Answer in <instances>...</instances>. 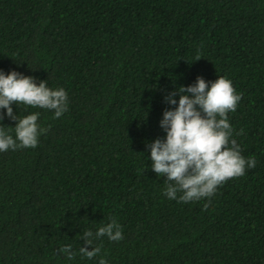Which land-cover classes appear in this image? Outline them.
Returning <instances> with one entry per match:
<instances>
[{"label":"trees","instance_id":"obj_1","mask_svg":"<svg viewBox=\"0 0 264 264\" xmlns=\"http://www.w3.org/2000/svg\"><path fill=\"white\" fill-rule=\"evenodd\" d=\"M0 70L69 101L59 118L11 105L47 131L0 153V264H264V0H0ZM197 76L232 81V138L256 166L183 203L146 144L165 134L164 96ZM110 219L124 239L80 256L83 232Z\"/></svg>","mask_w":264,"mask_h":264},{"label":"clouds","instance_id":"obj_2","mask_svg":"<svg viewBox=\"0 0 264 264\" xmlns=\"http://www.w3.org/2000/svg\"><path fill=\"white\" fill-rule=\"evenodd\" d=\"M240 100L241 95L225 76H218L215 81L197 76L194 83L180 86L164 96V102L175 107L166 108L159 121L164 136L155 138L146 148L150 151L151 169L157 176L166 177L163 195L167 199L189 203L210 198L218 186L231 178L244 176L246 168L256 166V160L252 156L246 159L240 145L232 138L228 113L236 110ZM13 102L52 110L53 118L61 117L69 107L68 93L63 87L50 88L45 80L37 83L33 76L16 70L7 74L0 70V153L34 149L39 137L47 131L38 123L40 112L17 115L11 106ZM5 116L15 121L12 131L2 123ZM102 237L110 241L123 240L120 224L110 219L95 231L85 230L80 239L91 246V250L80 246V256L87 259L97 256L100 248L96 241ZM59 252L68 261L75 259L71 245L61 246ZM98 264L109 262L101 256Z\"/></svg>","mask_w":264,"mask_h":264}]
</instances>
